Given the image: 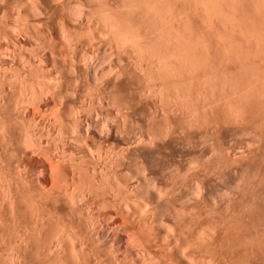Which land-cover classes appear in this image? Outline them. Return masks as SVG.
<instances>
[{"label": "rangeland", "instance_id": "1", "mask_svg": "<svg viewBox=\"0 0 264 264\" xmlns=\"http://www.w3.org/2000/svg\"><path fill=\"white\" fill-rule=\"evenodd\" d=\"M245 2L0 0V264H264Z\"/></svg>", "mask_w": 264, "mask_h": 264}, {"label": "bare ground", "instance_id": "2", "mask_svg": "<svg viewBox=\"0 0 264 264\" xmlns=\"http://www.w3.org/2000/svg\"><path fill=\"white\" fill-rule=\"evenodd\" d=\"M244 1H246V2H248V3H249V1H250V4L252 3V4H255V5H256V4L259 3L260 0H254V1H256V3H255V2H252L253 0H249V1L244 0ZM242 2H243V1H242ZM246 2H245V4H247ZM257 2H258V3H257ZM260 3H261V2H260ZM260 3H259V4H260ZM252 4L249 5L250 7H248V4H247V6H246V8L248 7L247 10H245L246 8H245V9L243 8V7H245V5H244V6L241 5V6H242V7H241L242 10H240L241 12H240V11H239V12H240V13H243V12L245 13V11H246V14H247V12H249V13H248L249 15H248V14H247V15L250 16V14H251V13H254V11H255L254 9H252L254 6L251 8ZM249 8H250V9H249ZM254 8H255V7H254ZM257 8H258V7H257ZM239 9H240V7L238 8V10H239ZM248 9H249L250 11H252V12L250 13V11H248ZM235 10H236V9H235ZM238 10H237V11H234V15H235V13L238 12ZM253 10H254V11H253ZM255 12H256V11H255ZM257 12H258V11H257ZM231 13H232V12H231ZM240 13H239V14H240ZM256 14H257V13H256ZM232 15H233V13H232ZM242 15H243V14H242ZM251 15H252V14H251ZM253 15L256 16L255 14H253ZM236 16H237V14H236ZM250 17H251V16H250ZM256 18H257V17H256ZM253 19H254V18H253ZM256 20H257V19H256ZM218 26H219V25H218ZM218 26H217V27H218ZM223 27H224V26H223ZM229 29H230V28H229ZM219 30H220V29H219ZM221 32H223V30H222ZM226 32H229V31H226Z\"/></svg>", "mask_w": 264, "mask_h": 264}]
</instances>
